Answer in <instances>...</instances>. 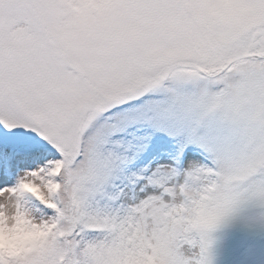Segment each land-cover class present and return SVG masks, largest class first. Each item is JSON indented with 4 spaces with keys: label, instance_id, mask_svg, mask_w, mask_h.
I'll use <instances>...</instances> for the list:
<instances>
[{
    "label": "snow or ice",
    "instance_id": "snow-or-ice-1",
    "mask_svg": "<svg viewBox=\"0 0 264 264\" xmlns=\"http://www.w3.org/2000/svg\"><path fill=\"white\" fill-rule=\"evenodd\" d=\"M0 264H264V0H0Z\"/></svg>",
    "mask_w": 264,
    "mask_h": 264
}]
</instances>
